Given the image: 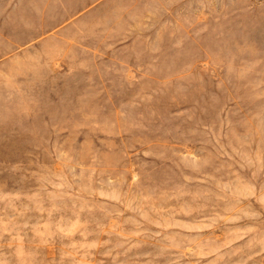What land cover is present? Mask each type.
<instances>
[{
    "label": "rangeland",
    "instance_id": "rangeland-1",
    "mask_svg": "<svg viewBox=\"0 0 264 264\" xmlns=\"http://www.w3.org/2000/svg\"><path fill=\"white\" fill-rule=\"evenodd\" d=\"M0 264H264V0H0Z\"/></svg>",
    "mask_w": 264,
    "mask_h": 264
}]
</instances>
